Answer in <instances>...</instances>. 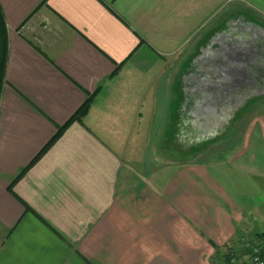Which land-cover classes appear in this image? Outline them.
<instances>
[{
  "label": "crops",
  "instance_id": "1",
  "mask_svg": "<svg viewBox=\"0 0 264 264\" xmlns=\"http://www.w3.org/2000/svg\"><path fill=\"white\" fill-rule=\"evenodd\" d=\"M0 11V264L244 259L264 234V113L232 145L206 134L195 154L185 97L210 58L238 53L243 26L264 34V0H0Z\"/></svg>",
  "mask_w": 264,
  "mask_h": 264
},
{
  "label": "rangeland",
  "instance_id": "2",
  "mask_svg": "<svg viewBox=\"0 0 264 264\" xmlns=\"http://www.w3.org/2000/svg\"><path fill=\"white\" fill-rule=\"evenodd\" d=\"M243 29H244L243 31H248L251 28H249L247 26H243ZM260 34L262 35L261 32H260ZM243 36H246V34ZM242 39L243 38H240V41H241L240 43H242L243 46H246V43H247L245 41L246 39L244 38L243 41H242ZM227 45H228V43H227ZM257 48L258 49L262 48V46L260 47V45H257ZM250 52H251V49H249L248 51L245 50L244 54H242V53L232 54V53L226 52L227 57H225V58L219 57V56H217V58H216V56H214L210 59L217 61L218 63H224L225 62V65L227 67L220 66L219 68H217V65H216V68L210 67L208 69V73L209 72L213 73V76L215 75V77L221 81H225L226 79L232 78V77L237 78L238 77V72H237L238 70L234 66H233L232 70H230L228 65L229 64H235L238 67L241 62L249 61V58H247V57L250 56ZM220 56H222V55H220ZM251 56H254V55H251ZM259 59L262 60L261 57ZM197 61H198V64L201 62L200 59ZM210 62H212V61H210ZM250 70L251 69H249L248 72H251ZM227 72L230 73L229 76H227ZM221 73H223L227 77L221 75ZM218 74H219V76H216ZM193 76H194V79H191L192 80L190 83L191 85H190L189 89L186 91V97L185 98H187V96H188V99L190 100L189 102H191V109H190V107H186V108H189L187 113L190 115L187 118L191 117V115H192L193 117H191V118L193 119V125H194L192 127V129H189V128L187 129L188 130L187 133L189 131H192L189 133L192 135V139H190V140L194 141L193 145H195V146H198L197 144L201 145L199 147H195V151H196L195 154H197L203 150L204 146H202V144L207 146L206 143H203V141H205V139L207 140V142L209 141V139L213 140L211 138H213L214 136L207 139L208 136L206 134L216 135L215 138H217V139L213 140V143H216L218 139L220 140V138L232 136V139L229 141L222 139V141H224L223 145H228V146L232 145V144L236 143L237 141H239L241 139V137L244 136L245 131H246L247 126H248V120L257 114H263L264 113V83H262L263 88L261 90L253 92V94L251 96L249 95V97H246V99H243V101L241 103H239L238 106L233 107L234 105H236L235 100L233 101V105L227 106L226 110L221 112L223 115L226 114L225 116L221 115V116H219V120L217 117V119H214V121L210 120V122H206L207 118L204 114L208 113L207 109L202 110L201 108H203V107L201 105H199V106L197 105L199 102L203 101L204 94H203V91L200 89L201 84L199 85V83H198L201 80L197 79V81H196L195 77L202 76V75L201 74H199V75L194 74V75H192V77ZM258 77L261 80L264 79V76H262V75L261 76L258 75ZM203 78H205V77H203ZM231 81H232V79H231ZM210 93H211V90H209L208 94H210ZM225 97H226V100H228L229 98L232 99V95L230 93L225 94ZM221 102H222L221 96H219L220 105L217 103L214 104V106L212 105V108L214 111L217 110V109H215L217 107L221 108V106H222ZM227 113H228V115H227ZM197 119L203 120L204 122L197 121ZM185 120H186V118L184 119V121ZM184 121L181 120L182 123L186 122V121L185 122ZM207 123H208V126H207ZM188 141H189V139H188ZM201 141H202V143H201ZM242 143H243V141L241 140V144ZM243 146H244V143H243ZM250 152H251V150H248V152L247 151L244 152V155H240L239 158L235 162H238L240 159L243 162V159L244 160L246 159L247 153L250 154ZM254 157H256V156L253 155L252 161L254 160ZM246 161L247 160H245L244 162H246ZM257 212L259 214L264 213V203H258L257 204ZM258 227L261 228V231H264V219L263 220L259 219ZM262 238L264 240V234L262 235ZM250 240H256L259 243H261L262 245H264V243L258 238H252V239H249L248 241H250ZM245 246H246V242H245ZM246 259H247V257L245 256L244 259L242 258L241 260H239L237 262V264H245V262H243V261Z\"/></svg>",
  "mask_w": 264,
  "mask_h": 264
},
{
  "label": "bare ground",
  "instance_id": "3",
  "mask_svg": "<svg viewBox=\"0 0 264 264\" xmlns=\"http://www.w3.org/2000/svg\"><path fill=\"white\" fill-rule=\"evenodd\" d=\"M234 45H235V48L237 50H239L238 53H236V54H240V50L243 47V44L240 42H235ZM249 49L250 48L248 46H245V50L248 51ZM217 54L219 57H224V58L227 57L224 52H219ZM232 54H234V53H232ZM220 55H222V56H220ZM247 58H249V61H245V62L240 61L241 63L239 64L238 67L235 64H229L228 65L230 70H232L233 66L238 70L237 71L238 72L237 78L232 77V78L226 79L225 81H221V80L217 79L215 77V75L213 76V73L209 72L208 73V77H209L208 79H204V80H201L200 82H198L199 84H207L208 85L205 88H204V86H201L200 89H203L202 91L204 94V100H206L205 101V107H203L201 109L202 110L203 109L208 110L207 116L205 114L204 115L208 118L209 121L217 119V117L219 118V116L223 115L221 112L225 111L227 106L233 105L234 100L236 101V105H234L233 107H236V106H238V104L243 99H246V97H249V95H252L253 92H256V91L261 90L263 88L260 84V80H259L260 78L257 77L256 75H254L252 72H248V64L252 63L253 56H249ZM210 61H212V62H210ZM216 65H217V68H219L220 66L227 67L225 65V62L224 63H218L217 61H214L211 59H209L208 63L204 66L209 67V68L210 67L216 68ZM208 69H206L207 72H208ZM219 74L216 76H219ZM221 75L226 76L223 73H221ZM229 75H230V73L227 72V76H229ZM231 79H232V81H231ZM209 90H211L210 94H208ZM227 93H230L232 95V99L229 98L228 100H226L225 94H227ZM219 96H221V100H222L221 105L222 106H221V108H219V107L215 108L217 110L214 111L212 108V105L214 106V104H216V103L220 105ZM225 115H223V116H225Z\"/></svg>",
  "mask_w": 264,
  "mask_h": 264
},
{
  "label": "water",
  "instance_id": "4",
  "mask_svg": "<svg viewBox=\"0 0 264 264\" xmlns=\"http://www.w3.org/2000/svg\"><path fill=\"white\" fill-rule=\"evenodd\" d=\"M245 34H246V36H243ZM241 38L246 39L245 40L247 42L246 46H248L251 49L250 56L254 55L253 60H252L253 63L249 62L250 64H248V70L251 67H253V65H254V69H256L257 73H253V74L256 75L257 77H258V75L264 76V56H263L264 55V35H263V33L261 35L259 33V31L249 29L248 31H242ZM243 39H242V41H243ZM257 45H260V47L262 46V48L258 49ZM244 52H245V46H243L240 50V53L244 54ZM258 57L259 58L261 57L262 60H260ZM261 73H263V74H261ZM259 80H260L261 86H263L262 83H264V79H262V80L259 79ZM227 115H228V113H227Z\"/></svg>",
  "mask_w": 264,
  "mask_h": 264
},
{
  "label": "trees",
  "instance_id": "5",
  "mask_svg": "<svg viewBox=\"0 0 264 264\" xmlns=\"http://www.w3.org/2000/svg\"><path fill=\"white\" fill-rule=\"evenodd\" d=\"M6 55H7V28H6V24H5L3 15H2V13H0V92H1V89H2L3 84H4V80H5V71H4L5 70V67L4 66H5ZM87 106H88V103L85 104L78 111L77 114L81 115L82 113H84V111L86 110ZM66 126L67 125H65L64 127H66ZM64 127H62L59 130V133L63 130ZM20 176H21V174L18 175V177H20ZM262 235L258 239H260L264 243V240L262 238ZM263 256H264V247H263Z\"/></svg>",
  "mask_w": 264,
  "mask_h": 264
},
{
  "label": "built area",
  "instance_id": "6",
  "mask_svg": "<svg viewBox=\"0 0 264 264\" xmlns=\"http://www.w3.org/2000/svg\"><path fill=\"white\" fill-rule=\"evenodd\" d=\"M263 245L256 240L246 242L247 259L245 264H264Z\"/></svg>",
  "mask_w": 264,
  "mask_h": 264
},
{
  "label": "flooded vegetation",
  "instance_id": "7",
  "mask_svg": "<svg viewBox=\"0 0 264 264\" xmlns=\"http://www.w3.org/2000/svg\"><path fill=\"white\" fill-rule=\"evenodd\" d=\"M190 109H191V107H190Z\"/></svg>",
  "mask_w": 264,
  "mask_h": 264
}]
</instances>
